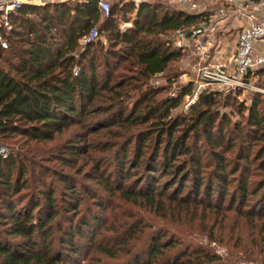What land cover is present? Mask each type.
<instances>
[{"label":"trees","instance_id":"obj_1","mask_svg":"<svg viewBox=\"0 0 264 264\" xmlns=\"http://www.w3.org/2000/svg\"><path fill=\"white\" fill-rule=\"evenodd\" d=\"M124 12H133L134 18L121 30L116 17ZM204 15L153 0L138 7L114 2L110 15L101 18L96 0H81L23 5L11 17V29H0L7 41V47L0 45V139L15 135L37 144L79 125L83 137H95L97 153L115 160L111 172L118 176L116 187L105 178L104 188L143 211L139 215V210L134 214L124 210L125 217L113 212L106 225L111 237L96 243L93 236L88 238L106 259H123L121 264H241L242 256L258 261L264 250V96L253 97L243 120L259 133L261 147L252 154L242 143L235 156L226 157L212 150L222 143L227 144L224 152L234 147V139L224 138L222 132L229 120L222 114L217 119V98L224 93L202 91L187 114L173 113L191 86L158 98L170 82L148 84L186 52L173 46L172 33ZM93 27L98 37L102 32L113 36L107 57H117L114 46L123 45L119 46L126 52L123 74H116L108 59H99L101 44H81ZM97 61L104 63L103 70H98ZM244 127L234 123L230 129L243 139ZM200 138L210 148L207 158L197 145ZM85 144L70 142L64 152L84 155L92 167L89 177L93 172L104 175ZM16 165L19 179L25 164H15L10 155L0 156V220L8 224V235L19 237L12 243L0 233V264L66 263L67 251L81 252L82 245L74 238L85 239L99 219L81 217L78 226L54 232L59 211L53 192L46 193L44 204L32 199L22 208L8 198L25 186L16 177L11 180ZM64 186L75 190L70 183ZM73 206L67 204L68 209ZM38 208L43 210L36 214ZM203 237L205 244L199 240ZM130 239L139 242L130 244ZM214 242L226 247L227 257L210 245Z\"/></svg>","mask_w":264,"mask_h":264},{"label":"rangeland","instance_id":"obj_2","mask_svg":"<svg viewBox=\"0 0 264 264\" xmlns=\"http://www.w3.org/2000/svg\"><path fill=\"white\" fill-rule=\"evenodd\" d=\"M133 18V12L120 13L116 17V23L119 25L121 30H125L127 27L131 26ZM220 24L224 27L221 34L226 32L224 36L221 35L224 40L222 43L223 47H228L229 45L232 46L235 42L236 36L235 31H228L232 22L223 21ZM112 37L113 36L110 34L104 32L100 33L99 37H96L95 41L98 42L97 45H102L97 47V56L99 55V59L102 61L108 59L112 63L111 67L115 70L116 74H123L124 71L122 67L125 65L123 59L126 56V52L119 47L123 45L114 46V49L117 51V57H107L105 55L107 54V48H110V44H113V39H111ZM92 48H94V46ZM92 48L89 50H92ZM260 49L261 53L264 55V45H262ZM96 63L98 70H103L104 63H100V61H97ZM194 65L195 62L191 54L184 52L180 58L172 60L169 63L168 68L163 73L151 78L148 81V84L159 86L170 82L171 85L168 86L165 91L159 93L157 95L158 98H162L165 95H175L178 91L186 90L189 85L191 86L190 93L183 97L181 104L178 108L173 110V113L183 112L187 114L189 107L197 102L199 93L202 91L224 93V97L221 95L222 98H217V119H219L222 114L229 120L228 125L223 127L222 132L224 138L231 137L234 139V147L231 148L232 151L230 150L224 152L227 144L222 143L220 146H216L212 150L222 152L226 157H233L237 153L238 145L243 143V145L249 146L250 152L254 154L261 147V141L258 139L259 137H256L259 133H255L252 129L248 128L243 120H245L244 116L247 111L245 107L250 105L253 97L256 98L258 96H264V64L257 67L259 68V73H257V71L254 75L249 77L250 86L248 88H239L231 91L220 89L219 85L215 83H208L204 85L202 89L197 91L196 89L198 83L196 81H198V78ZM132 93L135 94V91ZM242 107L244 108L243 110H241ZM234 123H239L241 126H245L243 131H246L247 133L243 139L236 137L238 134L231 131L230 128H233ZM82 133V130L79 129V125H73L68 130L56 134L52 140L37 144L24 137L15 135L6 140L0 139L3 146L6 148V155L12 156L15 164L17 162H23V164H25V171L23 172L21 178H19L22 180L20 184L24 183L25 186L18 191V193L15 191L10 192L8 198H10V201H12L13 204H17L18 208H22L24 205H27L29 200L32 199L36 202L44 204V201L46 200V193L53 192L52 196L55 206L59 211L57 218L53 222L52 230L54 232H56L59 227L62 228L70 224H76L78 226V222H80L81 217L87 218L88 215H95L96 218L99 219L97 223L93 224L90 231L86 233L85 239L83 238V240H81L78 236L74 238L75 240L80 241L82 245L80 246L81 252L74 254L71 251H67L68 255L66 257V263L62 264H121L123 263V259H106L103 254H99L95 251L94 244L90 243L88 238L91 239L93 236L95 238L94 242L96 243L102 241L106 242V236L111 237L112 234L108 231V229H106V225L110 223V214H113V212L116 215L121 214L125 217L126 214L123 212L124 210L129 211L131 214H134V212L139 210V215H142L143 211L117 197V193L113 191V189L116 187L118 176L116 173L112 174L111 172L115 163L113 155H110V158V156H106L104 154L102 155L99 151V153H97L94 147L98 148L100 145L96 140H94L95 137H83L84 133ZM255 137L258 141L254 139ZM103 139H108V137H104ZM70 142H75L79 145L81 144V146L84 145V142L87 143L85 146H88L89 144L87 153L90 154V159L93 158L92 163H101V169L104 175H100L99 177L98 173L93 172V176L89 177L92 167H90V163L87 162L84 155L76 157L74 155H68L64 152V149L66 148L65 145ZM197 145L203 152V156L207 158L210 154V152H208V149L210 148L203 142V138L199 139ZM128 152L130 154L133 152L131 146L129 147ZM64 159L70 161V163L65 164ZM19 175V170L17 171L16 165L12 168L11 180L14 181L15 177L16 180H19ZM105 178L109 180L108 184L113 187L112 190H106L104 188ZM64 182L67 184L70 183L72 186L74 185L75 190L70 191V189L65 188ZM69 203L74 205L73 208L71 207V209H68L67 204ZM2 206V203H0V212H3ZM41 210L43 209L38 208L34 212L37 214ZM146 214L147 213H145V215ZM157 222L159 226H164L163 220L157 219ZM7 227L8 224L6 221L1 222L0 220V233L5 236V240L16 243L19 240V237L8 235ZM181 228L185 227L181 226ZM199 240L204 244L207 242L206 237L200 238ZM129 242L130 244H135L139 241L130 239ZM55 245H57V242ZM210 245L223 256H228L227 249L224 245L215 242ZM125 256L126 255H124V258ZM251 260H253V257H246V255H244L242 256L240 263L264 264V250L260 253L258 261Z\"/></svg>","mask_w":264,"mask_h":264},{"label":"built area","instance_id":"obj_3","mask_svg":"<svg viewBox=\"0 0 264 264\" xmlns=\"http://www.w3.org/2000/svg\"><path fill=\"white\" fill-rule=\"evenodd\" d=\"M81 0H0V29L10 30L11 17L23 5L44 6ZM153 0H96L101 18H107L114 2H131L135 7ZM189 14H205L197 23L176 29L171 36L174 47L191 54L195 62L197 91L208 83L220 89L235 90L250 86L247 73L264 64L260 47L264 45V0H159ZM223 21L232 22L229 32L235 31V42L229 50L222 48ZM227 31V32H228ZM97 28L82 36L81 44L94 42ZM0 45L7 41L0 33ZM0 143V156H6Z\"/></svg>","mask_w":264,"mask_h":264},{"label":"crops","instance_id":"obj_4","mask_svg":"<svg viewBox=\"0 0 264 264\" xmlns=\"http://www.w3.org/2000/svg\"><path fill=\"white\" fill-rule=\"evenodd\" d=\"M221 47H222V48H225V47H223V44H221ZM232 47H233V46L229 45L227 48H225V49H227V51H228L227 55H229V50H230Z\"/></svg>","mask_w":264,"mask_h":264}]
</instances>
